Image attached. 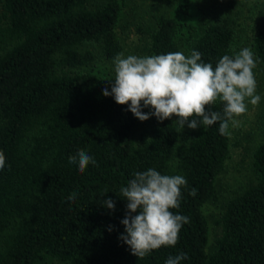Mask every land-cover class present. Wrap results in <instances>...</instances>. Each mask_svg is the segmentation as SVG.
<instances>
[{"label":"trees","instance_id":"obj_1","mask_svg":"<svg viewBox=\"0 0 264 264\" xmlns=\"http://www.w3.org/2000/svg\"><path fill=\"white\" fill-rule=\"evenodd\" d=\"M126 1L0 0V264H165L180 253L188 257L181 264H264V139L252 153L255 179L225 196L211 240L203 208L218 198L230 136L219 122L193 130L174 124L175 115L140 121L103 95L115 75L95 69L125 52L130 30L142 56L197 50L215 67L248 42L242 1L208 6L199 27L188 18L190 0L171 13L172 0H148L135 21H127ZM252 24L249 43L264 67V1ZM79 151L95 160L83 173L68 162ZM149 168L187 180L170 211L189 222L175 247L139 259L119 239L127 211L119 195ZM108 198L115 210L102 203Z\"/></svg>","mask_w":264,"mask_h":264},{"label":"clouds","instance_id":"obj_2","mask_svg":"<svg viewBox=\"0 0 264 264\" xmlns=\"http://www.w3.org/2000/svg\"><path fill=\"white\" fill-rule=\"evenodd\" d=\"M255 54L249 47L234 55H223L215 67L202 61L201 53L193 50L186 56L183 52L151 56H115L114 79L108 81L111 91L103 89L104 96H112L117 104L128 105V110L140 121L155 116L159 121L177 119L174 124L181 129L187 126L207 128L219 122L221 135H230V124L248 110V104L257 106L261 96L257 94ZM219 101L222 112L212 110ZM151 108L145 113L143 109ZM70 164H78L83 173L93 157L84 151L69 156ZM6 156L0 150V171L5 168ZM127 186L120 189V197L127 201L126 215L121 220L124 233L119 239L126 243L131 254L143 259L161 246L175 247L179 233L189 220L170 209H178L182 188L187 180L181 175L161 174L153 168L133 174ZM191 195H196L192 189ZM74 199L73 196L69 197ZM102 203L115 210L111 198ZM112 231V227H109ZM186 253L170 256L165 264H181Z\"/></svg>","mask_w":264,"mask_h":264},{"label":"rangeland","instance_id":"obj_3","mask_svg":"<svg viewBox=\"0 0 264 264\" xmlns=\"http://www.w3.org/2000/svg\"><path fill=\"white\" fill-rule=\"evenodd\" d=\"M179 0H172L169 6V11L174 12L176 3ZM221 0H190V15L189 19L193 21L194 25L199 27L208 17V6L210 8H217L218 2ZM242 1V31L248 35V42L244 43V47L252 49L251 32L253 27V18L256 13L262 8L264 0H241ZM148 0H127L124 6V11H127V21H135L140 15L146 13V4ZM200 4L198 7L197 5ZM132 9V10H131ZM204 9V10H203ZM186 20V17H184ZM126 50L124 56L140 54L141 37L135 30H130L126 38ZM246 39V37H245ZM247 40V39H246ZM256 58V57H255ZM256 68L253 70L255 79L257 81V94L261 96V100L257 106L248 104V110L237 118V124L232 126L230 124V154L226 160L223 172L217 178V185L219 195L215 202L208 203L204 206V212L209 222L211 229L210 239L212 240L218 228L215 225V218L221 211V206L225 196L238 192L246 186L247 183L255 179V172L252 169V153L255 146L264 139V67L256 59ZM95 69L101 73H114V64L105 60H97Z\"/></svg>","mask_w":264,"mask_h":264}]
</instances>
